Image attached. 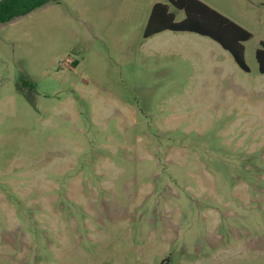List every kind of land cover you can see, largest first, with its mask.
<instances>
[{
    "label": "rangeland",
    "instance_id": "374dc122",
    "mask_svg": "<svg viewBox=\"0 0 264 264\" xmlns=\"http://www.w3.org/2000/svg\"><path fill=\"white\" fill-rule=\"evenodd\" d=\"M201 1L252 35L249 72L196 34L143 40L165 0L0 26V264H264V0Z\"/></svg>",
    "mask_w": 264,
    "mask_h": 264
},
{
    "label": "trees",
    "instance_id": "16d2710c",
    "mask_svg": "<svg viewBox=\"0 0 264 264\" xmlns=\"http://www.w3.org/2000/svg\"><path fill=\"white\" fill-rule=\"evenodd\" d=\"M56 0H0V26L27 15ZM169 5L184 13V19L175 22L174 15L169 12L167 4L153 5L147 19L142 38L163 31L193 33L207 37L227 51L236 65L244 72H249L244 60L243 43L249 41L252 35L214 11L198 0H166ZM258 72L264 75V42L255 51Z\"/></svg>",
    "mask_w": 264,
    "mask_h": 264
},
{
    "label": "crops",
    "instance_id": "0c3cea01",
    "mask_svg": "<svg viewBox=\"0 0 264 264\" xmlns=\"http://www.w3.org/2000/svg\"><path fill=\"white\" fill-rule=\"evenodd\" d=\"M166 1V0H165ZM198 1H200V2H202L201 0H198ZM203 4H205L204 2H202ZM154 4H156V3H154ZM153 4V5H154ZM162 4H167L168 6H169V12L170 13H172L171 11H170V7H172L171 5H169L168 3H167V1H166V3H162ZM153 5H152V7H153ZM205 5H207V4H205ZM208 6V5H207ZM152 7H151V9H152ZM208 7H210V6H208ZM211 8V7H210ZM212 9V8H211ZM176 10V9H175ZM214 10V9H213ZM214 11H216V10H214ZM150 12H151V10H150ZM216 12H218V11H216ZM219 13V12H218ZM150 14V13H149ZM173 14V13H172ZM219 14H221V13H219ZM174 15V14H173ZM222 15V14H221ZM223 16V15H222ZM149 17V16H148ZM225 17V16H224ZM184 19V18H183ZM182 19V20H183ZM228 19V18H227ZM174 20H175V16H174ZM176 22V21H175ZM164 32H167V31H163V32H161V33H158V34H156V35H159V34H162V33H164ZM168 32H172V31H168ZM174 33H178V32H174ZM181 33H184V32H181ZM190 34H193V33H190ZM156 35H153V36H156ZM197 35V34H196ZM153 36H151V37H153ZM151 37H149L148 39H150ZM202 37V36H201ZM205 38H207V37H205ZM148 39H143V40H148ZM209 39V38H208ZM211 40V39H210ZM216 43V42H215ZM244 43H246V42H244ZM243 43V44H244ZM242 44V45H243ZM219 45V44H218ZM220 46V45H219ZM221 47V46H220ZM222 48V47H221ZM258 49V48H257ZM224 50V49H223ZM225 51V50H224ZM256 51V50H255ZM227 52V51H226ZM231 56V55H230ZM234 61V60H233ZM236 64V63H235ZM258 68V67H257Z\"/></svg>",
    "mask_w": 264,
    "mask_h": 264
}]
</instances>
